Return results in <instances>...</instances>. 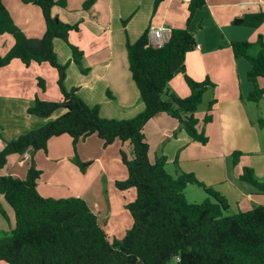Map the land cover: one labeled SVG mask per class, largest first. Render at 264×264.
Segmentation results:
<instances>
[{
	"label": "crops",
	"instance_id": "0c3cea01",
	"mask_svg": "<svg viewBox=\"0 0 264 264\" xmlns=\"http://www.w3.org/2000/svg\"><path fill=\"white\" fill-rule=\"evenodd\" d=\"M64 1L66 6H54L52 15L63 23L79 25L78 32L68 34L67 42L83 52L80 66H77L70 63L71 49L67 43L54 42L58 62L67 65L64 84L68 89L76 88L77 96L88 106H98L100 116L105 119L128 120L144 109L129 71L126 41L134 43L150 27L159 26L186 28L193 35L196 47L185 56V74L198 82L208 78L214 84L204 95L207 102L215 100L211 122H203L206 112L201 116L195 113L196 128L203 131L208 142L202 145L193 141L177 120L160 113L143 128L149 161L164 156L167 174L175 177L177 171H181L193 175L222 195L232 214L264 206V194L239 179L243 167H248L256 180L264 183V96L258 103L246 100L253 88L246 78L250 64L244 58H235L231 48L234 42L247 41L252 44L250 56L261 52L257 39L261 36L264 41V22L258 28H247L234 26L232 21L246 14L264 12V0H203L204 4L194 11L188 24L189 4L183 0H160L155 7L156 0H96L88 10L82 9L86 0ZM13 3L23 15L22 24H18L10 13L16 26L28 38H40L45 29L40 9L20 0H13ZM3 36H0L3 42L0 55L13 46L12 37ZM262 52L264 54V49ZM46 65L25 67L19 60H13L0 69V151L6 142L37 130L63 114L64 110H58L43 119L27 112L37 96L45 100L39 92L37 94L33 83L41 79L43 73L56 77ZM258 84L263 87L264 80H259ZM168 88L180 98L190 94L182 74L174 76ZM59 99L60 95L55 101ZM121 150L132 158L130 147L119 141L106 148L95 135L79 141L77 155L82 162L90 163L86 171L80 173L71 161L70 137L51 138L46 153H32L36 168L42 171L37 183L38 193L54 199H83L107 238L121 240L132 224L122 199V193L129 189L119 191L115 187V182L127 178L120 160ZM235 152L242 155L233 165ZM29 156L30 152L8 156L0 176L23 179ZM191 186L184 191L186 201L188 190L200 201L210 200L204 192L201 196ZM0 207L6 215L5 219L0 215V231L10 233L15 226L14 213L2 195Z\"/></svg>",
	"mask_w": 264,
	"mask_h": 264
},
{
	"label": "trees",
	"instance_id": "16d2710c",
	"mask_svg": "<svg viewBox=\"0 0 264 264\" xmlns=\"http://www.w3.org/2000/svg\"><path fill=\"white\" fill-rule=\"evenodd\" d=\"M40 9L45 29L40 38H28L14 23L3 0H0V36L10 35L13 46L0 55V69L19 60L22 65L48 64L57 73L58 101L35 98L28 114L49 118L58 110L63 114L37 130L6 142L0 151V171L8 156L31 153L23 179L0 176V195L14 213L15 226L10 233L0 231V262L6 264H264V206L258 205L246 212L226 215V199L200 183L193 175L177 171L172 177L165 171L164 156L149 161V146L143 134L144 125L155 115L165 113L177 120L186 134L195 142L205 145L208 138L198 131L195 117L203 97L214 87L208 79L194 81L185 74V56L194 50L196 42L186 28L171 29L170 41L161 48L147 46L144 32L134 43L126 41L131 78L144 105L141 113L128 120L105 119L99 107L87 106L76 88L64 87L67 65L58 63L54 40L67 43L70 32H78L79 25L66 24L52 15L54 6L65 7L64 0H20ZM96 0H86L88 10ZM160 0H156L154 7ZM189 23L192 14L204 4L203 0L188 3ZM264 22L259 11L234 19L232 25L258 28ZM261 52L250 56L252 46L247 41L231 45L235 58H244L250 64L246 78L253 88L246 100L258 103L264 96V41L258 36ZM71 59L80 66L83 52L70 46ZM85 73L84 69H81ZM182 74L190 94L180 98L168 88L174 76ZM43 90V81L38 79ZM215 100L207 103L205 124L211 122ZM261 124V122H260ZM264 124V122H262ZM67 135L73 149L72 163L84 173L89 162L77 155V144L95 135L106 148L115 141L127 144L132 153L128 158L123 150L120 160L127 171L124 181L115 182L119 191L135 190L133 202L125 205L132 219L131 227L121 240H109L99 226L96 215L79 197L48 198L37 191L42 171L37 169L32 153H46L51 138ZM242 154H232L236 165ZM260 194L264 183L256 180L252 169L243 167L239 177ZM188 185L203 189L213 201L188 203L184 191ZM0 214L6 218L0 207Z\"/></svg>",
	"mask_w": 264,
	"mask_h": 264
},
{
	"label": "rangeland",
	"instance_id": "374dc122",
	"mask_svg": "<svg viewBox=\"0 0 264 264\" xmlns=\"http://www.w3.org/2000/svg\"><path fill=\"white\" fill-rule=\"evenodd\" d=\"M16 1H18V0H16ZM3 3H4V5L6 6V8H7V10L9 11V13H11L12 14V16H13V18L18 22V24H19V22L22 24V22H23V15L19 12V10L18 9H16V7L14 6V3H13V0H3ZM18 27V26H17ZM8 37H10V36H7V35H4L2 38H8ZM1 39V38H0ZM1 41V40H0ZM55 41H58V43H64L63 41H61V40H54V42ZM54 42H53V46H54ZM1 44H3V42H0V45ZM67 45L69 46H71V44H69L68 42H67ZM59 47H62V46H59ZM58 47V48H59ZM58 48H57V50H58ZM70 48V47H69ZM0 50H1V52H2V48H0ZM8 52V51H7ZM56 54V53H55ZM71 54H72V52H71ZM56 58H57V56H56ZM71 59V58H70ZM59 59L57 58V61H58ZM59 63V62H58ZM71 63V62H70ZM73 63V62H72ZM60 64V63H59ZM62 65V64H61ZM64 65H66V64H64ZM46 67H48V69H49V71H54V73H56V71H55V69L54 68H52L51 66H48V64L46 65ZM66 75H67V70H66ZM43 77L40 79V80H42L43 81V90L41 89V87H39V85H38V79H37V81L35 82V83H33V86L36 88V91H37V94H38V92H39V94H40V96L42 97L43 96V98L45 99V100H49V101H55V100H57V98L59 97V95H60V97H61V94L59 93L60 91H59V89H58V86H57V73H56V77H52L51 75H49L48 73H43V75H42ZM66 79V78H65ZM64 82H65V80H64ZM64 84V83H63ZM64 87L67 89V90H69L66 86H65V84H64ZM29 90V89H28ZM29 92H30V90H29ZM37 97H39V96H37ZM80 98V97H79ZM81 99V98H80ZM60 100V99H59ZM85 103V102H84ZM206 103H208L207 102V96H204V98H203V100H202V103H201V105L199 106V108H198V110H197V113H198V116H201V114H202V112L204 111V112H206V106H207V104ZM86 104V103H85ZM87 105V104H86ZM88 106V105H87ZM90 107V106H89ZM127 154H128V152H127ZM128 157V156H127ZM129 158V157H128ZM130 159V158H129ZM77 168V167H76ZM125 180V179H124ZM191 187H193L192 189L193 190H195V191H199V195H204V191H203V189L202 188H200V187H198V186H196V185H193V186H191ZM198 187V188H197ZM129 192H124V193H122V199L126 202V204H128V203H131V202H133L134 201V199H135V191H134V189L133 188H130L129 190H128ZM204 192V193H203ZM187 193V201L188 202H190V203H195V204H200V203H202V202H204V201H200V199H197L196 197H192V194H190V192H189V190L186 192ZM201 193V194H200ZM203 193V194H202ZM120 194V193H119ZM209 201H213V199L212 198H210V200ZM2 209V208H1ZM126 214H127V216L129 217V219L131 220V217H130V214L126 211ZM232 213H230V212H228V213H226V215H231ZM1 215V214H0ZM2 216V215H1ZM3 217V216H2ZM4 219H5V217H3ZM0 219H1V217H0ZM5 221V220H4ZM132 221V220H131ZM130 226V225H129ZM0 264H6V263H4V262H0Z\"/></svg>",
	"mask_w": 264,
	"mask_h": 264
},
{
	"label": "built area",
	"instance_id": "2783aa9c",
	"mask_svg": "<svg viewBox=\"0 0 264 264\" xmlns=\"http://www.w3.org/2000/svg\"><path fill=\"white\" fill-rule=\"evenodd\" d=\"M190 3V0H183ZM171 38V29L166 26L150 27L147 33V46L158 49L166 45Z\"/></svg>",
	"mask_w": 264,
	"mask_h": 264
}]
</instances>
